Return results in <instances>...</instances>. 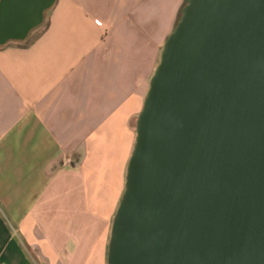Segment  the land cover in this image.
I'll list each match as a JSON object with an SVG mask.
<instances>
[{"label": "crops", "instance_id": "1", "mask_svg": "<svg viewBox=\"0 0 264 264\" xmlns=\"http://www.w3.org/2000/svg\"><path fill=\"white\" fill-rule=\"evenodd\" d=\"M186 0H55L0 46V264H107L135 122Z\"/></svg>", "mask_w": 264, "mask_h": 264}, {"label": "water", "instance_id": "2", "mask_svg": "<svg viewBox=\"0 0 264 264\" xmlns=\"http://www.w3.org/2000/svg\"><path fill=\"white\" fill-rule=\"evenodd\" d=\"M55 0H0V46ZM107 264H264V0H186L135 122Z\"/></svg>", "mask_w": 264, "mask_h": 264}, {"label": "rangeland", "instance_id": "3", "mask_svg": "<svg viewBox=\"0 0 264 264\" xmlns=\"http://www.w3.org/2000/svg\"><path fill=\"white\" fill-rule=\"evenodd\" d=\"M175 28V27H174Z\"/></svg>", "mask_w": 264, "mask_h": 264}]
</instances>
